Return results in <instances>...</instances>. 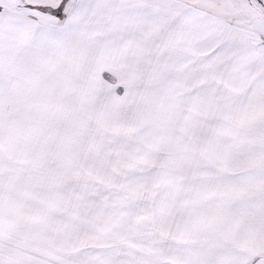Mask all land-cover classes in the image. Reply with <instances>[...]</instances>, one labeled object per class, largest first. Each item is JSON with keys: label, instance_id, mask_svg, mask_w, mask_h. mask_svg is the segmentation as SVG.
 Here are the masks:
<instances>
[{"label": "snow or ice", "instance_id": "snow-or-ice-1", "mask_svg": "<svg viewBox=\"0 0 264 264\" xmlns=\"http://www.w3.org/2000/svg\"><path fill=\"white\" fill-rule=\"evenodd\" d=\"M0 264H264V0H0Z\"/></svg>", "mask_w": 264, "mask_h": 264}]
</instances>
